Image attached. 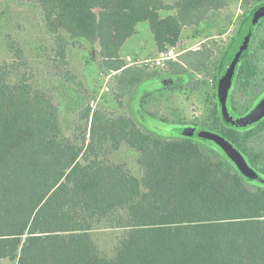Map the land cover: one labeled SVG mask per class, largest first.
Masks as SVG:
<instances>
[{"label": "trees", "instance_id": "trees-1", "mask_svg": "<svg viewBox=\"0 0 264 264\" xmlns=\"http://www.w3.org/2000/svg\"><path fill=\"white\" fill-rule=\"evenodd\" d=\"M15 1L40 5L64 67H49L51 84L36 86L25 71L18 72L28 64L24 49L12 48L13 38L7 37L13 61L0 63V264H264V167L242 135L264 129V118L238 126L228 100L227 113L219 100L213 127L258 167L256 179L243 175L215 142L208 144L205 130L157 138L125 116L93 120L92 142L81 161L62 122L67 102L61 96L57 102L54 93L56 86L80 93L79 77L68 64L73 41L98 44L107 69L120 71L124 89L133 90L148 75L129 66L121 50L140 22H149L163 51L178 44L185 26L201 25L229 0H178L172 7L177 12L166 16L162 10L171 7L165 0ZM242 2L258 3L242 24L253 34L264 21V0ZM210 56L200 63L206 65ZM128 71L132 75L121 77ZM75 95L71 114L93 118L81 94ZM122 142L138 150L142 180L102 161L109 144ZM247 180L258 187L249 188Z\"/></svg>", "mask_w": 264, "mask_h": 264}, {"label": "rangeland", "instance_id": "rangeland-1", "mask_svg": "<svg viewBox=\"0 0 264 264\" xmlns=\"http://www.w3.org/2000/svg\"><path fill=\"white\" fill-rule=\"evenodd\" d=\"M165 1L171 8L162 10V15L176 13L177 10L172 7L176 6L178 0ZM256 5L258 3L244 5L242 0H229L222 8L211 11L201 25L185 26L178 44L168 46L163 51L159 49L148 26L149 22L140 23L139 33L132 40L134 47L136 44L140 48L138 52H133L135 60L132 62L139 61V57L141 61L133 65L144 69L148 78L133 90L124 89L123 81L117 78L120 71L107 69L98 44L86 40H75L69 44L68 64L81 82L80 93L75 94H81L79 98L84 107H91L93 118L86 121L71 114L78 100L72 89L55 85L54 93L57 102L60 103V96L67 102L62 112V122L66 136L81 152L80 160L83 161V154L92 142L94 119L103 123L125 116L153 137L164 139L189 136L185 134V129L191 128L213 131L220 115L217 110L220 98L216 84L221 64L242 32L247 14ZM9 36L14 39L12 48L13 44L18 47L21 44L25 51L24 57L28 64L26 67L18 66V72L21 74L25 71L38 87L51 84L47 77L50 74L49 67L57 70L63 68L64 64L46 31L43 10L38 3L0 0V63L3 60L13 61L7 52L6 39ZM170 49H174L176 59L167 60L164 65L157 64L155 59ZM208 53L211 56L207 64H201ZM130 75L132 73L128 71L121 77L128 78ZM170 75L176 76L171 78ZM169 79L174 81L168 83ZM263 96L264 21L254 29L247 51L238 65L228 95L229 108L239 118L247 114ZM252 133L248 136L242 130L246 138L243 145L248 151L258 153L261 168L264 167V129H253ZM196 140L201 145L207 144L202 138ZM211 142L208 144L213 145L214 142ZM105 150L108 151L101 153V158L106 164L117 168L124 175H133L141 180L144 178L145 169L140 165L137 149L122 142L119 147L109 144V149ZM254 168L258 167L254 165ZM246 184L251 189L258 187L253 180H247ZM3 263L13 262L4 260Z\"/></svg>", "mask_w": 264, "mask_h": 264}, {"label": "water", "instance_id": "water-1", "mask_svg": "<svg viewBox=\"0 0 264 264\" xmlns=\"http://www.w3.org/2000/svg\"><path fill=\"white\" fill-rule=\"evenodd\" d=\"M252 37L251 26L247 25L231 49L227 53L224 64L221 68L219 75V98L222 105V110L224 113L228 112L227 100L231 85L235 73L238 69V65L245 55L247 48L250 44ZM264 118V96L256 103V105L245 115L236 119V124L238 126L247 127L256 122H259ZM185 134L193 136L195 134V129H185ZM204 137L215 142L220 146L223 151L228 155V157L235 163L238 169L243 175L250 179H256L259 176L258 171L249 164L245 155L226 137L214 132L205 130L201 133Z\"/></svg>", "mask_w": 264, "mask_h": 264}, {"label": "crops", "instance_id": "crops-1", "mask_svg": "<svg viewBox=\"0 0 264 264\" xmlns=\"http://www.w3.org/2000/svg\"><path fill=\"white\" fill-rule=\"evenodd\" d=\"M140 23H144V22H140ZM139 23V24H140ZM138 24V25H139ZM149 24V23H148ZM138 25H137V28H136V33L132 36V37H130L126 42H125V44L123 45V47H122V50H121V56H122V58L123 59H125L126 60V62L128 63V65L129 66H134L133 65V63H138L139 61H141L140 60V58L138 57V59H139V61H134V62H132V60L134 59V51H136V52H138V48H140V46L137 48V45L135 44V46L136 47H134V43H132V40L134 39V37L136 36V34H138L139 33V31H138ZM148 26H150V25H148ZM152 31V30H151ZM140 43V42H139ZM134 52V53H133ZM134 56V57H133ZM135 60V59H134ZM142 60H144V58H142ZM130 61V62H129ZM171 76V78H174L173 76H176V75H170ZM170 81H174V79H169L168 80V83L170 82ZM164 83V82H163Z\"/></svg>", "mask_w": 264, "mask_h": 264}, {"label": "built area", "instance_id": "built-area-1", "mask_svg": "<svg viewBox=\"0 0 264 264\" xmlns=\"http://www.w3.org/2000/svg\"><path fill=\"white\" fill-rule=\"evenodd\" d=\"M172 59H176V54L174 52V49H170L167 52L162 53V55L160 57H157L155 59V62L157 64H163L164 65L167 60H172Z\"/></svg>", "mask_w": 264, "mask_h": 264}]
</instances>
